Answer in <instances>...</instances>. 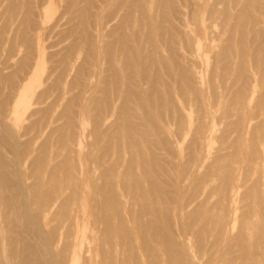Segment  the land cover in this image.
Masks as SVG:
<instances>
[{
  "label": "bare ground",
  "instance_id": "6f19581e",
  "mask_svg": "<svg viewBox=\"0 0 264 264\" xmlns=\"http://www.w3.org/2000/svg\"><path fill=\"white\" fill-rule=\"evenodd\" d=\"M32 1L8 21L1 11L2 45L11 57L66 53L44 81L30 69L17 88L0 65V264H264V69L248 72L238 50L207 81L198 69L231 54L244 13L264 0H93L90 12V0ZM79 28L89 69L76 66ZM142 94L150 108L135 115ZM125 127L136 135L124 133L123 149L90 160Z\"/></svg>",
  "mask_w": 264,
  "mask_h": 264
},
{
  "label": "rangeland",
  "instance_id": "374dc122",
  "mask_svg": "<svg viewBox=\"0 0 264 264\" xmlns=\"http://www.w3.org/2000/svg\"><path fill=\"white\" fill-rule=\"evenodd\" d=\"M12 1H14V2H12ZM29 1V2H28ZM17 0V1H15V0H11L10 2V4L9 5H6L5 4V2L6 3H9V0H8V2H7V0H4L3 1V3H2V6H4V4L6 5L5 7H2L1 6V8H3V10H4V8L5 9H7V6L9 7L7 10L9 11L10 9H12V11H13V9H15L16 11L17 10H19V11H17V12H23L24 11V13L26 12V11H30V12H32V10L34 9V3H33V1L32 0ZM91 1V2H90ZM90 1H87V2H83V1H81V3L83 4L84 3V5H85V7H87V12H90V11H93V8H92V1L93 0H90ZM22 3L21 4V8L20 9H18L20 6H19V4L20 3ZM29 3V8L30 9H28V4H27V6H25V7H23V5H25L26 3ZM13 3V4H12ZM17 3V4H16ZM24 3V4H23ZM80 3V5L82 6V7H84V5H82ZM86 3H88V4H86ZM14 4H16V5H14ZM12 5H14L13 7L14 8H11L12 7ZM87 5V6H86ZM89 5H91V6H89ZM32 6V7H31ZM92 8V9H91ZM28 9V10H27ZM91 9V10H90ZM7 10H6V12L5 11H2V9H0V13H1V15H2V12H5L3 15H2V17L5 19V20H7L8 21V18H9V15L11 14V10H10V13H7ZM90 10V11H89ZM258 10V11H257ZM2 11V12H1ZM251 11V12H250ZM248 10V11H246L244 14H245V16L243 15V17L245 18V19H243L242 20V25L245 27L246 26V30H245V28L242 26V29H241V32L239 31L235 36L238 38V39H235V41L233 40L232 41V43H230L229 45H230V48H231V54H230V52H228V51H226V49L225 50H223V52H221V55L217 58V60H218V62H216L217 60L216 59H214L213 57H212V55H208V56H206V57H201L200 58V60H199V64H198V69L200 68V70L203 72V76H204V80H206L207 81V79L209 78H211V76L212 75H217V74H220L221 72H222V67H224V68H226L227 67V65H228V63H229V61L232 59V60H237V61H239L238 59H239V57L238 56H236V53L238 52V54H241V56L242 55H245V60H246V62H245V64H246V69H249L248 70V72H250L251 70H253V69H264V64L263 65H261L260 67L259 66H254V51L256 50V47H255V45H257L258 44V47L259 46H263L264 45V4H262V5H259V7L258 6H256V7H254L253 9H251V10ZM261 11V12H260ZM258 12V13H257ZM252 13H254L255 15H252ZM256 14H257V16H256ZM260 14H261V16H260ZM263 15V16H262ZM5 16V17H4ZM6 16H7V19H6ZM260 16V17H259ZM2 17H0V21L2 22L1 23V25H0V29H2V27H4L3 25H6L7 24V21H4V19L2 18ZM253 17V19H255V20H253V19H251ZM247 18L249 19V21L247 20ZM246 20H247V23L248 22H250V23H246ZM244 21V22H243ZM253 23V24H252ZM250 25V26H249ZM252 26H253V29H252ZM248 27H250V28H248ZM257 27H259V28H257ZM244 28V29H243ZM250 31H249V30ZM258 29V31L257 32H255L256 30ZM79 30H80V28H79ZM82 30V29H81ZM80 30V33H82L83 34V31H81ZM253 30V31H252ZM259 30H261V31H259ZM252 31V32H251ZM248 32V33H247ZM79 33V34H80ZM254 33H256V34H258V35H255ZM260 33V34H259ZM79 34H78V36H79ZM246 34H248L247 36H246ZM253 36H252V35ZM84 35V37L82 38V36ZM83 35H80L79 37H78V42H79V44H81L80 46H82V47H80V49H81V51L83 52V54L81 53V51H80V54H79V57L81 58H79V60H78V62H77V65L76 66H78V65H81V64H83L84 65V63H85V67L87 68V69H89V68H91V66H92V64H90L91 63V61L89 60V58H88V48H89V44H90V42H91V40H90V38H88L85 34H83ZM235 36L233 37V39L235 38ZM243 36V37H242ZM258 36V37H257ZM66 38V34H61L60 36H58L56 39H55V41H61V40H63L64 38ZM260 37H262V38H260ZM85 38H86V41L88 42H83L84 40H85ZM247 41H246V40ZM259 39V40H258ZM17 40H18V42H17ZM16 40V42H17V45H19V44H21L22 42L21 41H19V40H21L20 38H18ZM80 40L82 41V42H80ZM89 40V41H88ZM255 40H257V41H255ZM1 43H0V48H1V50H0V53H2L0 56H1V58L0 59H3V56H6L2 61L0 60V65H4V63H6L7 61H8V63H6L7 64V66H6V64L3 66H1L0 68L1 69H5V71H6V67H8L9 69L6 71V72H8V73H10L11 72V74L13 73L12 71H14V73H13V75L14 74H16V76L14 77V80L16 81V88H17V86H18V84H19V82H18V80L19 81H21L22 79H23V77H25V75L27 74V72L30 70V69H44V72L42 73V79H43V81L45 80V78H46V75H47V72L50 70V69H53V67L56 65V60H58L60 57H61V55L62 54H64V53H66V51H64V50H61V52H60V54H58L57 56L55 55V56H49V54L47 53V54H45V56L44 57H41V58H36V57H31L32 55H28L27 56V54H26V52H25V47H24V50H23V52H21V53H23V55L20 53V55H22V56H20V55H16L15 57L14 56H12L11 57V55H12V53L9 51V50H7V45H5V46H3L4 45V43H6V42H4L3 43V45H2V42H3V40L2 41H0ZM62 42V41H61ZM65 42L66 41H64V42H62L61 43V45L63 46V45H65ZM234 42V43H233ZM235 42H237L238 44H240V43H242V45L240 46V45H238L237 44V46H236V48H235ZM246 42L248 43L247 45H246ZM255 42V43H254ZM86 43V44H85ZM244 43V44H243ZM220 44H222V45H224V46H228V42H221ZM252 44H255V45H252ZM260 44V45H259ZM2 45V46H1ZM251 47H253V48H251ZM5 47L6 48V50L8 51V52H6V53H11V54H6V53H4V51L2 50L3 48ZM23 47H22V49H23ZM257 47V48H258ZM5 48H4V50H5ZM8 49H9V46H8ZM84 49V50H83ZM243 49V50H242ZM66 50V49H65ZM236 50H238L237 52H236ZM1 51H3V52H1ZM63 52V53H62ZM67 52H68V50H67ZM248 52V53H247ZM4 53V54H3ZM6 54V55H5ZM25 54V55H24ZM237 54V55H238ZM248 54V55H247ZM7 56H9V57H7ZM30 56V57H29ZM58 56H59V58H58ZM82 56V57H81ZM232 56V57H231ZM240 56V55H239ZM260 57H261V55H259ZM17 57H20V58H18L17 59ZM22 57V58H21ZM23 57H25L24 59H23ZM28 57V58H27ZM50 57V58H49ZM227 57V58H226ZM238 57V58H237ZM259 57V58H260ZM9 58H10V62H9ZM12 58V59H11ZM85 58V59H84ZM211 58V59H210ZM226 58V59H225ZM247 58H248V60H247ZM249 58H251V59H249ZM259 58H258V55H257V57H256V59H258L259 60ZM13 60V61H12ZM17 60V61H16ZM51 60V61H50ZM54 60V62H52ZM204 60V61H203ZM231 60V61H232ZM6 61V62H5ZM29 61V62H28ZM221 61H223L222 63H221ZM15 62V63H14ZM25 62H27V63H25ZM81 62V63H80ZM83 62V63H82ZM2 63V64H1ZM11 63H13L12 65H11ZM22 63H24V64H22ZM29 63V64H28ZM10 64V65H9ZM33 64V65H32ZM120 65H121V63H119ZM119 64H117L118 65V67H116V69H120L121 68V66L119 65ZM218 64V65H217ZM221 66H220V65ZM237 65H235L234 64V66H232L231 67V69H239V63H236ZM122 65H123V63H122ZM249 65V66H248ZM6 66V67H5ZM52 66V67H51ZM120 66V67H119ZM5 67V68H4ZM236 67V68H235ZM21 68V69H20ZM25 68V69H24ZM217 68V69H216ZM17 69V70H16ZM28 69V70H27ZM121 69H124V67L122 66V68ZM12 70V71H11ZM17 72V73H16ZM7 73V74H8ZM217 73V74H216ZM236 74L235 75H237V72H235ZM19 75V76H18ZM24 75V76H23ZM260 76H262V78L259 77ZM18 77L20 78V79H18ZM264 73H262V72H257V76H256V80H257V85L260 87H258L257 88V90H258V93H261V91H263L264 92V83L262 84V82H264ZM54 78V77H53ZM53 78H52V80H48L47 82H43V85L41 86V88H40V90H43L44 88H47V87H49L50 86V83H53ZM259 79H261V80H259ZM219 80V79H218ZM220 82H217L218 83V85H219V89L222 91V90H227V88H228V86H230V84H229V82L230 81H228V80H222V79H220L219 80ZM222 81H224V83H222ZM259 81H260V83H259ZM262 81V82H261ZM17 82H18V84H17ZM221 83V84H220ZM227 84V85H226ZM221 85V86H220ZM224 85V86H223ZM261 85H263V86H261ZM142 96V97H141ZM141 96H139V98H135V100L134 99H132L131 100V102L132 103H130L129 104V107H130V109H131V113H134L135 115L136 114H138V113H140L139 111H141V114L142 113H144L146 110H148V108H150L149 106V102L147 101V96H145L144 94H142ZM136 99H139L140 101H138V100H136ZM143 99V100H142ZM134 100V101H133ZM146 100V101H145ZM135 101L138 103V104H140V105H136L135 104ZM144 101V102H143ZM147 102H148V104H147ZM134 103V106L135 107H133V106H130V105H132ZM141 103H143V104H141ZM136 106H139L138 108H136ZM142 106V107H141ZM144 107V108H143ZM159 107H163V108H158V107H156V109L154 108V111H153V109H152V112H151V114H153V115H151V117H152V119H153V121L155 122V120H158L159 119V117L158 116H163V115H165L166 113H167V108H165L164 106H159ZM133 108V109H132ZM136 109V113H135V109ZM164 108H165V110H164ZM141 109V110H140ZM142 109H143V111H142ZM156 110V111H155ZM157 110H159L158 112H157ZM133 114V115H134ZM160 114V115H159ZM41 115L43 116V113H39V114H37V115H35L34 116V119L35 118H37L38 119V117L40 118L41 117ZM38 116V117H37ZM22 123H23V125L24 126H27L28 124H29V121H28V119H27V115H25V116H23L22 117ZM26 123V124H25ZM89 124V125H88ZM87 124V129H89V127L90 128H92V126H90V125H92V124H90V123H88ZM127 130H130L128 127H127ZM22 131H23V129H22ZM89 131V130H88ZM131 131V130H130ZM127 132H129V131H126V127H125V129L121 132L122 134H123V138H122V136L119 134V136H117L118 138H116L117 139V141H116V139H113V138H111L110 136H101L100 137V141H102V139L105 141L104 143H99L98 144V146L96 147V145H97V143H98V141H99V139L97 140V143H96V145L94 146V148H92L91 147V150H90V154H89V158H90V160L91 159H95V158H97L96 160L98 161V164L99 163H101L102 162V158L104 157H106V155H107V153L106 152H108V155H109V153H111V152H114L115 150H118L120 147H121V149H123L124 147V145L123 144H125L124 142H126V139H124V138H126V137H124L125 136V134L124 133H126V136H127ZM131 133V135H129ZM129 134H128V136H127V138H134L135 137V135L136 134H134V132L133 131H131ZM132 133H133V135H132ZM31 135L32 136H26L25 137V139H24V142L26 141V142H28V140H29V143H26V146H30L31 144H32V142H33V140H32V137H33V133H31ZM132 136V137H131ZM27 137H29V138H27ZM102 138V139H101ZM110 138H111V140H110ZM149 138V137H148ZM106 139V140H105ZM123 140V141H119V140ZM32 140V141H31ZM99 141V142H100ZM111 141H113L112 143H111ZM115 142H116V146H114L115 145ZM120 142H122V143H120ZM112 144V145H111ZM114 144V145H113ZM121 144V146H118V145H120ZM102 145V147H103V149L100 147ZM107 145V146H106ZM114 146V147H113ZM119 148H118V147ZM184 146H186L185 144H183L182 145V147H181V149L183 148V149H185L184 148ZM216 146V143H213V147H215ZM95 147L96 148H98L99 150H100V148H101V150L99 151L98 149V151H99V154H101L102 153V155L100 156V155H98V156H96L98 153V151H96V149H95ZM113 147V148H112ZM105 148V149H104ZM118 148V149H117ZM135 148V147H134ZM138 148H143L145 151H147L148 150V152H146V155H148V154H150L151 156H152V153H151V150L150 149H148V147H146V146H139ZM138 148H137V150H138ZM147 148V149H146ZM93 149H94V151H95V153H94V151H93ZM108 149H110L109 151H111V152H109L108 151ZM113 149V150H112ZM136 149V148H135ZM134 149V150H135ZM142 149V150H143ZM136 150V151H137ZM143 150V151H144ZM149 150H150V152H149ZM133 151V150H132ZM183 151V150H182ZM91 152H92V154H91ZM101 152V153H100ZM133 153H136L135 151H133ZM95 154V155H94ZM104 154V155H103ZM96 156V157H95ZM149 156V155H148ZM94 157V158H93ZM98 157H101L100 159L98 158ZM150 157V156H149ZM103 158V159H104ZM99 159V160H98ZM101 160V161H100ZM93 161V160H92ZM96 161V162H97ZM95 163V162H94ZM96 165H97V163H95ZM28 166V167H27ZM29 166H30V164L29 163H27L26 164V168H29ZM29 171V170H28Z\"/></svg>",
  "mask_w": 264,
  "mask_h": 264
}]
</instances>
